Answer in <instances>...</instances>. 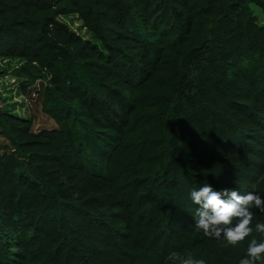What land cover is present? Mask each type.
I'll return each mask as SVG.
<instances>
[{
    "label": "trees",
    "instance_id": "1",
    "mask_svg": "<svg viewBox=\"0 0 264 264\" xmlns=\"http://www.w3.org/2000/svg\"><path fill=\"white\" fill-rule=\"evenodd\" d=\"M253 5L264 14V0H0V60L17 62L0 73L55 123L0 106V264H239L259 234L203 236L188 191L264 195Z\"/></svg>",
    "mask_w": 264,
    "mask_h": 264
},
{
    "label": "clouds",
    "instance_id": "2",
    "mask_svg": "<svg viewBox=\"0 0 264 264\" xmlns=\"http://www.w3.org/2000/svg\"><path fill=\"white\" fill-rule=\"evenodd\" d=\"M188 198L195 205L192 213L194 227L203 236L223 241L224 246H238L253 232L259 239L252 238L247 243L245 255L239 264H264V223L253 221L258 209L264 213V195L256 191L241 194L236 189L215 190L208 183L190 188ZM171 264H207L204 259H196L191 253L184 255L173 251L167 257Z\"/></svg>",
    "mask_w": 264,
    "mask_h": 264
},
{
    "label": "rangeland",
    "instance_id": "3",
    "mask_svg": "<svg viewBox=\"0 0 264 264\" xmlns=\"http://www.w3.org/2000/svg\"><path fill=\"white\" fill-rule=\"evenodd\" d=\"M252 8L257 15L259 23L264 24V14L260 8L256 5H253ZM59 19L83 38L98 42L91 32L85 30L83 22L78 15H62ZM0 64L6 67L9 72L17 67V62L14 60L9 62L0 60ZM18 81V78L12 74L0 73V106L25 118L32 117L35 130L55 127L53 120L43 113L40 98L36 91L32 90L29 96L22 95Z\"/></svg>",
    "mask_w": 264,
    "mask_h": 264
}]
</instances>
